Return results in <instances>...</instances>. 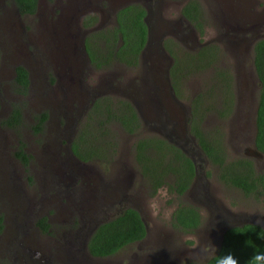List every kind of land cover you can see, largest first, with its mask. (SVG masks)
<instances>
[{
    "label": "rangeland",
    "instance_id": "rangeland-1",
    "mask_svg": "<svg viewBox=\"0 0 264 264\" xmlns=\"http://www.w3.org/2000/svg\"><path fill=\"white\" fill-rule=\"evenodd\" d=\"M131 1L138 0H39L35 13L21 14L13 0H0V264H130L134 255L145 256L148 264L182 262L189 260L194 240L217 247L225 220L248 219L264 225V196L246 195L222 182L218 167L188 133L185 140L174 133L172 137L195 162L192 186L182 195L168 191L161 214L153 218L145 207V198L152 194L133 148L140 136L164 135V126L171 130L180 114L188 129L192 100L201 93L205 108L198 119L200 129L210 136L220 134L227 160L248 156L256 169L264 170V153L253 146L259 91L253 42L264 37V0H198L204 27L201 33L196 28L197 41L150 32L137 65L113 62L94 66L84 55L81 40L95 29L115 25L111 5L117 12ZM185 1L160 0L158 10L154 7L153 14L147 13L149 26L153 28L155 20L158 28L164 21L175 22ZM140 2L148 8L146 0ZM88 14L96 16L94 29L81 22ZM247 23L253 31L261 32L252 41L249 32H243ZM232 27L241 33L237 35ZM164 40L166 47L162 49ZM209 42L218 46L216 55H211L202 69H193L196 61L190 60L189 53ZM209 53L204 51L197 63L205 62ZM171 56L179 70L193 64L182 73L178 93L167 73ZM18 64L29 72L24 93L14 83L13 68ZM220 73L231 76L228 88L215 85ZM228 89L232 101L226 108ZM100 96H109L113 102L127 99L135 108L139 106L140 128L128 133L114 121L99 127L88 113ZM15 103L21 106V121L7 126L3 119ZM44 111L47 118L37 130L38 115ZM159 113L166 120L155 124ZM85 126V143L92 145L90 136L95 133L96 143L110 144L105 158L80 160L73 154L70 144ZM21 142L30 156L27 164L16 154ZM113 184L114 197L107 195ZM180 202H193L199 208L201 223L192 231L172 225V212ZM127 205L135 207L147 225L140 248L137 243L128 244L110 256L92 258L85 244L94 224ZM164 210H171V214L165 215ZM44 215L50 223L48 231L37 224Z\"/></svg>",
    "mask_w": 264,
    "mask_h": 264
},
{
    "label": "trees",
    "instance_id": "trees-1",
    "mask_svg": "<svg viewBox=\"0 0 264 264\" xmlns=\"http://www.w3.org/2000/svg\"><path fill=\"white\" fill-rule=\"evenodd\" d=\"M19 13L31 14L37 10L38 0H13ZM181 13L201 33L204 25L203 11L198 0H186L181 7ZM145 7L139 2H133L120 8L115 15V25L103 27L90 32L85 38V49L90 63L96 67H105L113 62H120L129 66H135L139 62V56L147 39V23L144 20ZM96 21L94 14L86 15L83 26H90ZM95 38L94 46L92 40ZM170 51L172 50L169 47ZM210 50L206 61L197 63V59L204 55V51ZM218 46L209 42L203 44L196 52H190V60L193 62V69H202L210 62L211 55H216ZM213 53V54H212ZM205 57V56H204ZM176 60L170 70L173 87L178 93V86L182 73L190 69L179 70L175 66ZM253 65L259 82L257 104L255 108L254 122V147L264 153V37L257 39L253 44ZM14 83L21 93L26 92L29 84L28 70L22 64L14 68ZM218 81L215 85L228 88L229 76L225 73L217 74ZM180 77V79H176ZM177 81V82H176ZM214 84L210 88H213ZM212 93L208 91V95ZM229 89L226 93V108L232 101ZM204 96L198 94L191 103V119L189 131L194 135L196 142L208 160L218 167V178L226 185L241 189L244 194H253L255 197L264 196V170H258L254 161L248 156H239L227 160L220 134L210 136L204 133L198 124L204 106ZM202 103L199 106V103ZM1 106V104H0ZM203 108V109H202ZM44 111L38 115L36 129L42 128L47 118ZM92 120L100 127L106 126L114 121L128 133H135L141 126V119L137 109L130 100L114 101L109 96H100L93 101L89 110ZM22 118L21 106L18 103L12 105L10 112L3 119L7 126L18 125ZM86 126L79 130L76 138L71 142L70 148L73 154L80 160L104 157L107 150V142L96 143L98 135H89L94 141L92 145L85 143L84 131ZM88 133H91L88 131ZM104 134V132H102ZM92 134V133H91ZM101 139V138H99ZM97 141V140H96ZM134 159L138 169L145 178L150 194H155L156 189L166 186L170 193L182 195L191 185L196 174V165L189 154L181 147L171 142L161 134H152L138 137L134 142ZM24 164H27L30 156L25 153L23 144L18 146L16 152ZM3 217L0 215V229L3 227ZM171 222L174 227L189 232L198 227L201 223L199 208L193 202H180L173 210ZM37 224L48 231L50 223L47 216L40 217ZM146 235L145 222L140 212L133 206L127 205L121 211L110 218L99 222L90 233L86 248L92 256H107L115 253L128 243L142 239ZM255 252H264V227L258 223L246 222L242 225L228 227L220 241L217 250L205 261V264H216V258L224 254H232L239 261V264H248V261ZM183 264H191L186 260Z\"/></svg>",
    "mask_w": 264,
    "mask_h": 264
},
{
    "label": "flooded vegetation",
    "instance_id": "flooded-vegetation-1",
    "mask_svg": "<svg viewBox=\"0 0 264 264\" xmlns=\"http://www.w3.org/2000/svg\"><path fill=\"white\" fill-rule=\"evenodd\" d=\"M47 1H49V0H47ZM141 0H138V1H131V2H125L120 8H122L123 6H125V5H127V4H130V3H133V2H139V3H141L140 2ZM147 1V5H148V8H146V6H144L142 3V5L145 7V9H146V14H145V16L147 17V13L149 12V14L150 13H152L153 14V12H154V7L156 8V10H158V7H159V5H158V2L160 1V0H146ZM14 2V1H13ZM186 2V1H185ZM184 2V3H185ZM38 3H39V0H38ZM183 3V4H184ZM15 4V3H14ZM182 4V5H183ZM16 6V5H15ZM182 7V6H181ZM110 8H111V11H112V18L115 20V13H116V9L114 10V6L113 5H111L110 6ZM119 8V9H120ZM37 9H38V4H37ZM118 9V10H119ZM148 9V10H147ZM17 11V10H16ZM37 11V10H36ZM100 12H104V8L103 7H101L100 8ZM145 16H144V18H145ZM85 16H83L82 18H84ZM83 20V19H82ZM145 20V19H144ZM244 21H246V20H244ZM250 21V20H249ZM82 22V21H81ZM146 23H147V39H146V42H145V45H144V47L142 48V50H141V52H140V54L142 53V51H143V49L145 48V46L149 43V41H150V39H148V37L150 38V36H151V33L150 32H153V33H155L157 36H163L164 34H167L168 36H169V34H172L173 36H175V38L177 39V40H181V41H183V40H186V39H189V40H191V41H197V39H196V37H197V31H196V27L194 26V24L192 23V22H190L186 17H184L183 15H182V13H181V8H180V13H179V16H178V18H176V20H175V22H173V21H164V23H163V27H162V25L161 24H159L160 25V27L161 28H158V27H156L155 26V23L158 25V23H159V21H157L156 22V20L154 21V27L152 28V27H150L149 26V24H148V22L147 21H145ZM262 22H263V20H262ZM263 25V24H262ZM262 25H261V23L259 24V25H257V26H260V27H258L259 28V31H261L262 30ZM93 24L92 25H90V26H84L85 28H92V29H94L93 28ZM257 26H255V27H257ZM245 27V31H243V32H249V39H250V41H252L253 39H254V37L257 35V34H261V32H257V31H253V27L251 26V25H249L248 23H247V25L246 26H244ZM230 30H232L233 32H236V34L238 35V34H240L241 32H240V30H239V28L238 27H232V28H230ZM86 37V36H85ZM85 37H84V39H85ZM197 44V43H196ZM253 44H254V42H253ZM84 45H85V40H84ZM162 49L163 48H165L166 47V45H165V40L163 41V43H162ZM168 48H169V46H167ZM86 56L88 57V55H87V52H86ZM170 57V56H169ZM89 58V57H88ZM171 58H172V56H171ZM173 62H174V60H173V58H172V60H170L169 61V64H168V67H167V69H168V74H170V70H171V67H172V65H173ZM15 67H16V65H15ZM14 67V68H15ZM14 68H13V73L15 74V72H14ZM26 69H27V67H26ZM28 70V69H27ZM28 77H29V72H28ZM1 103V102H0ZM189 131V130H188ZM254 131H255V122H254ZM189 133V135L191 136L192 134L190 133V131L188 132ZM192 136H194V135H192ZM195 138V137H194ZM196 140V139H195ZM253 146H254V136H253ZM255 148V147H254ZM255 150H256V148H255ZM256 151H258V150H256ZM259 152V151H258ZM261 153V152H260ZM188 154V153H187ZM196 175V174H195ZM193 183V182H192ZM192 183H191V185H190V187L192 186ZM190 187L183 193V194H185V193H187L188 192V190L190 189ZM197 192H198V189H197ZM107 195H111V196H113L114 197V184L113 185H111L110 186V189H109V193L107 194ZM124 207H126V206H121L120 207V209L118 210V211H121ZM110 218V217H109ZM102 221V220H101ZM100 221H97L95 224H94V227L92 228V230L96 227V225L99 223ZM91 232V231H90ZM147 233V232H146ZM89 235H90V233H89ZM88 237L89 236H87L86 237V239H88ZM144 238H145V236L142 238V239H139V240H136V241H134V242H131V243H128V244H133V243H137V248L139 249L140 248V243L144 240ZM128 244H126V245H128ZM219 244H220V241H217V243H215V245H217V247H214V244H211L213 247H214V249H211L210 250V252H212L213 250H217V248H218V246H219ZM214 251V252H215ZM116 253V252H115ZM114 254V253H113ZM213 254V253H212ZM90 256H92V255H90ZM107 256H110V255H107ZM107 256H92V258H99V259H102L103 257H107ZM183 262L184 261H182L181 262V260L179 259L178 260V262L177 261H175V263L173 262V263H170V260H169V263L168 264H183ZM105 264H107V262H104ZM104 263H101V264H104ZM130 264H148V260L145 258V256L144 257H138V256H136V255H134L133 256V260L130 262Z\"/></svg>",
    "mask_w": 264,
    "mask_h": 264
},
{
    "label": "clouds",
    "instance_id": "clouds-1",
    "mask_svg": "<svg viewBox=\"0 0 264 264\" xmlns=\"http://www.w3.org/2000/svg\"><path fill=\"white\" fill-rule=\"evenodd\" d=\"M168 198L169 194L166 186L157 188L155 195H150L145 198V207L153 218L161 214L163 204ZM164 214L170 215L171 210H164ZM211 249H214V247L210 244L201 245L198 241H192V247L188 254L191 264H205ZM216 264H239V261L234 255L229 253L218 256L216 258ZM248 264H264V252H255L248 261Z\"/></svg>",
    "mask_w": 264,
    "mask_h": 264
},
{
    "label": "water",
    "instance_id": "water-1",
    "mask_svg": "<svg viewBox=\"0 0 264 264\" xmlns=\"http://www.w3.org/2000/svg\"><path fill=\"white\" fill-rule=\"evenodd\" d=\"M16 10H17V12H19L18 11V9H17V7H16ZM145 21H147V19H146V16H145ZM148 39H149V37H148ZM81 47H82V50H83V52H84V55H86V49H85V45H84V38L81 40ZM168 73V72H167ZM169 89L171 90V85L169 84ZM173 95V94H172ZM170 97L173 99L174 97L173 96H171L170 95ZM138 108V109H137ZM136 109H137V111L139 112V114H140V116L142 115V112H141V110H140V108H139V106L137 107ZM160 113H162L161 111H160ZM158 114L157 116H156V120H155V124H156V122L157 123H162V121H164V120H166L165 119V117L163 116V118H162V115L161 114ZM176 117V116H175ZM175 117H173L174 119H175ZM146 120V119H145ZM159 121V122H158ZM172 124L173 125H171V130L169 129V127L167 128V127H163L162 128V133L164 134V135H162V136H164V137H166L167 139H169L171 142H173V143H175L176 145H178L179 147H181L186 153H187V151L185 150V148L182 146V144L181 143H179L178 142V140H176V138L175 137H172V134L174 133V135L173 136H178V137H181V139H183L184 138V136H186V134L188 133L187 132V130H189V128L187 129V127L186 126H184L183 125V120H182V115L180 114V115H178L177 117H176V120H175V123L174 122H172ZM155 127L157 126V125H154ZM189 134V133H188ZM192 137L194 138V136H191V139H192ZM186 139V138H185ZM185 139H183V140H185ZM258 152V151H257ZM192 158V157H191ZM193 159V158H192ZM194 161V160H193ZM144 220V219H143ZM226 222H223L222 223V225H221V227H220V233H219V240L218 241H221V239H222V235H223V233H224V231L228 228V227H230V226H234V225H242L243 223H246V222H254V223H258V222H255V221H251V220H248V219H236V220H231V221H229V220H225ZM145 222V221H144ZM258 224H260V223H258ZM262 227H264V225H262V224H260ZM145 226H146V232H147V225H146V223H145ZM89 236V235H88ZM86 241H87V239H86ZM85 246H86V244H85Z\"/></svg>",
    "mask_w": 264,
    "mask_h": 264
}]
</instances>
